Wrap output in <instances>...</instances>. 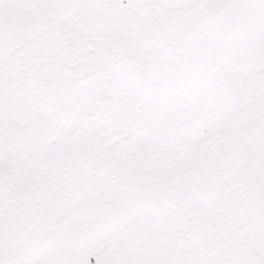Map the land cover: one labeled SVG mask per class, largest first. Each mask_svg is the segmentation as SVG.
<instances>
[{
	"label": "snow or ice",
	"instance_id": "obj_1",
	"mask_svg": "<svg viewBox=\"0 0 264 264\" xmlns=\"http://www.w3.org/2000/svg\"><path fill=\"white\" fill-rule=\"evenodd\" d=\"M0 264H264V0H0Z\"/></svg>",
	"mask_w": 264,
	"mask_h": 264
}]
</instances>
